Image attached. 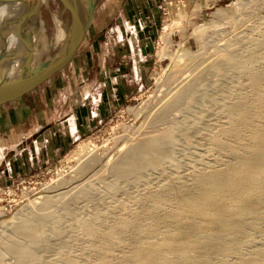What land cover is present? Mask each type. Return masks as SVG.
<instances>
[{"label": "rangeland", "instance_id": "obj_1", "mask_svg": "<svg viewBox=\"0 0 264 264\" xmlns=\"http://www.w3.org/2000/svg\"><path fill=\"white\" fill-rule=\"evenodd\" d=\"M42 1L41 35L32 39L36 64L56 54L61 33L70 25L59 0ZM128 1L97 0L72 63L1 108L12 114L21 107L19 116L26 123L13 126L8 139L15 136L18 142L0 145V264H102L101 259L126 264L145 242L175 236L180 201L197 196L199 178L230 170L237 161L232 146L245 153L253 132L264 130V0H157V22L149 29L152 35L145 36L147 24L129 17L138 9ZM167 23L172 30L165 43L161 36ZM135 31L134 41L130 34ZM225 54L242 62V68H224L220 61L222 72L209 71ZM18 66L11 63L8 79ZM200 74L207 82L193 98L157 120L169 99ZM80 86L78 101L91 116L82 121L75 117L72 100ZM242 108L250 110L246 124H238ZM4 122L8 126L10 115ZM164 131H173L176 141L158 166L118 174L123 151ZM82 142L102 157L87 174L78 173L87 159L73 155ZM228 200L235 205L234 197ZM193 217L196 224L202 222ZM124 220L129 222L125 228ZM27 221L40 226L43 241L20 233ZM88 227L97 229L96 236ZM115 229L110 243L105 235ZM224 241L239 251L219 255L213 264H244L249 257L264 256V222ZM13 242L30 249L33 257L19 262L6 248Z\"/></svg>", "mask_w": 264, "mask_h": 264}, {"label": "bare ground", "instance_id": "obj_2", "mask_svg": "<svg viewBox=\"0 0 264 264\" xmlns=\"http://www.w3.org/2000/svg\"><path fill=\"white\" fill-rule=\"evenodd\" d=\"M36 2H39V0H9L0 4V73L6 74L13 61H16L19 65L17 68L18 72L28 61H32L31 68L36 65V46L32 39L37 40L41 35V21L38 15V3ZM177 22V20L173 21V23ZM170 23H167L168 25L164 27V33L161 36L165 43L169 32L172 30V24ZM61 34L59 39H62L61 43H63L66 32ZM161 52H164V47L161 48ZM222 56L221 59L218 58V61L216 60L211 64L209 71L218 72L221 70L222 72L223 69L220 66L222 63L219 65L220 61L224 62V68L240 69V63L242 62L238 61L237 58L230 54ZM256 77L252 79L257 83L261 79H259V76V78ZM2 79L5 80V76ZM206 80L204 74H200L193 79L180 93L169 99L160 110L159 115L156 117L158 118L157 120L164 118L166 113H169L168 111L174 106L179 107L187 104L193 98L195 89L204 85L207 82ZM249 111L247 108H242L239 111L240 122L238 124L247 123L250 119ZM252 138L253 143L245 153L238 151L235 146V149H233L232 146V151L236 152L237 155L234 167L225 172L201 176L199 178L201 189L197 196L195 198L193 196V199L188 197V199L180 201L182 211H179L180 214L178 213L179 215H175L174 218L175 223L179 226L175 236L166 237L161 243L150 245L145 242L142 244L140 251L127 263L125 261V263L213 264V258L219 255L238 253L239 247L232 244L226 245L224 238L234 233H243L248 225L264 222V130L262 128L256 130L253 132ZM175 141L176 138L173 131H164L153 138L144 139L138 144L131 146L123 151L122 155L120 154V163H118L119 165L117 164L119 168L118 174L127 176L130 173H135L148 167L158 166L164 157L172 151ZM90 147L89 143L82 142L73 150V155L79 157L80 160L87 159L79 169L78 173L80 174L86 173L95 165L98 166L100 161H102V157L98 156V153L93 154L95 151L93 152L94 149ZM230 197L235 199V205L232 207L225 203ZM52 199L53 197L48 198V201ZM194 215L202 218L200 224L195 223ZM128 224V221H122L123 228ZM21 228L20 233L29 239L31 238L38 242L44 240V236L40 232V226L30 224L27 221L22 224ZM87 230L93 236L98 233L97 229L93 227H88ZM145 230L146 232L148 231V234L152 231L150 227ZM146 232L145 234H147ZM117 234L118 229H115L105 235V239L112 243ZM6 248L16 256L15 258L19 262L24 260L27 262L30 257H33L30 249L23 248L17 243H10L6 245ZM101 260L102 264H111L109 261L107 262V259ZM244 262V264H264V256L257 254L249 257Z\"/></svg>", "mask_w": 264, "mask_h": 264}, {"label": "water", "instance_id": "obj_3", "mask_svg": "<svg viewBox=\"0 0 264 264\" xmlns=\"http://www.w3.org/2000/svg\"><path fill=\"white\" fill-rule=\"evenodd\" d=\"M9 0H0V4ZM70 14V25L65 40L55 55L31 68L32 61L11 79L7 73H0V106L14 102L29 94L51 79L75 59L78 50L86 39L97 0H59ZM43 1L39 0L38 8ZM35 3V4H36ZM5 76V80L2 77Z\"/></svg>", "mask_w": 264, "mask_h": 264}, {"label": "crops", "instance_id": "obj_4", "mask_svg": "<svg viewBox=\"0 0 264 264\" xmlns=\"http://www.w3.org/2000/svg\"><path fill=\"white\" fill-rule=\"evenodd\" d=\"M128 4H130V6H133L134 8L136 7L138 9L137 13H135V12L134 13H130L131 16L129 15V17L134 19V22L137 23V25H141V24H144V23L147 24L146 25V27H147L146 31L147 32L143 31L142 34L144 36H145V33H146V35H152V33L149 32V29L152 28L151 24L154 23V21H155V23L157 22V14H158L159 2H157V0H129ZM140 28L142 29V27H140ZM137 35H138L137 31H135L133 36H132V34H130V36L132 37V39L134 41L136 40ZM105 78L106 77L104 76V78H102L101 81L98 80V84L99 85L103 84L101 82ZM81 90H82V86L77 88L76 91H75V96H77V100L76 101L71 96L73 98L72 100L74 102L73 103V108L76 110L75 111V113H76L75 117H76V119H78L80 121H82L83 119L91 118L89 110L86 107H81V106H84V105H82V102L78 101V97H79V94H80ZM3 106L4 105L0 106V118L3 117L4 119L5 118L7 119V115H10V123L7 126L6 123L4 122V121H6V119L3 120V118H2V120H1V123H0V145L3 144L4 141H6V140H10V143L13 144V143L18 142V139L15 138V136H12V139H8L10 135H14L13 126L16 125L17 128H18L19 126H24V123H26V122H24V119L21 118V116H19L20 115V111H18V110L22 111V109H20L21 107H19V108L18 107H14V109H12V114L11 113L10 114H6V112L2 111L3 109H1ZM14 115L17 116V118H15L13 120V116ZM13 122H14V124H13ZM20 128H22V130L19 133H21L22 136H25L26 133L24 132L23 127H20ZM17 131H19V130H17ZM43 136L48 137L45 133H44ZM22 139H23V137H22Z\"/></svg>", "mask_w": 264, "mask_h": 264}]
</instances>
